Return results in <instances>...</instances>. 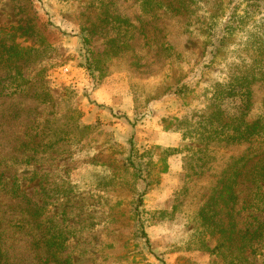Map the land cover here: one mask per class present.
I'll return each instance as SVG.
<instances>
[{"label":"rangeland","instance_id":"obj_1","mask_svg":"<svg viewBox=\"0 0 264 264\" xmlns=\"http://www.w3.org/2000/svg\"><path fill=\"white\" fill-rule=\"evenodd\" d=\"M0 27L33 49L19 64L27 79L20 93H10L0 65L7 264H235L218 255L223 241L204 232L198 210L232 157L264 151V60L257 62L264 0H0ZM253 74L243 120L256 131L248 139L202 141L200 134H237L216 112H238L236 97L225 92ZM70 104L93 131L45 145ZM101 107L109 119L94 120ZM204 124L218 130L203 132ZM131 143L140 155L168 148L139 159L151 169L148 189L129 163ZM261 158L251 159L233 187L237 231L259 235L258 250L245 253L251 264H264V206L256 203L264 188H253ZM149 159L156 164H145ZM28 201L38 205V228L23 220ZM59 231L66 241L54 247L53 260L47 238Z\"/></svg>","mask_w":264,"mask_h":264},{"label":"trees","instance_id":"obj_2","mask_svg":"<svg viewBox=\"0 0 264 264\" xmlns=\"http://www.w3.org/2000/svg\"><path fill=\"white\" fill-rule=\"evenodd\" d=\"M147 4H154V0H146ZM20 34L23 32L19 29ZM18 37L10 35L9 32L6 31L3 27H0V65L7 69V78L6 82L7 88H10V93L16 94L25 90L27 86L24 82H27L26 77L22 73V69L20 67V63L27 62V60L31 59V47L23 46L19 41H17ZM214 49L211 50V52ZM261 59L264 60V53H259V57L257 58V62ZM252 78V80H250ZM257 78L253 75L241 77L236 79L235 86L231 91L225 92L228 97H236V101L239 103L238 111L232 117H225V110H219L216 113L218 121L223 124L222 127L227 128L228 126L233 127V132L237 134H232L228 136H220L222 134H200L202 141H207V143H211L214 141H225V140H235L238 138L248 139L249 134L251 135L256 131V125H251L243 120V115H245V108H248L250 101V85ZM71 90V89H70ZM73 92V91H70ZM246 105V106H245ZM69 115L67 121L55 127L52 130V127L49 126V140L45 145H54L55 137L61 134H81L83 137L85 134L88 135L93 131L95 125L92 124H84L81 121L75 119L76 113H78L77 108L74 104H70ZM240 113V114H238ZM175 120L179 119L174 117ZM208 122V120H207ZM257 124H260L259 122ZM261 125V124H260ZM263 127V126H262ZM97 128V127H96ZM204 131H213L216 132L218 130V126L210 125L206 126L205 124L201 126ZM224 129H222L224 131ZM181 130V129H180ZM255 130V131H254ZM247 133V134H245ZM186 136V133H185ZM78 137V136H77ZM63 139V138H62ZM80 139V138H78ZM62 141L61 138H58V143ZM162 149L167 150L168 148H164L160 145H154L150 148L143 150L141 155L148 153L154 149ZM170 150V149H169ZM248 149L243 153V155L232 157L230 161L226 163L224 169L218 174V178L216 180L215 186L212 191L208 194L204 202L201 204L198 210L199 220L202 223L204 232H207L210 237L218 236L217 241H223L219 246V256L224 261H228L235 264H251L247 260V255L245 254L247 251H257L260 247V243L258 239L259 235L250 236L247 235L248 231L245 233L237 231L236 222L234 218L235 205L237 202V194L233 190V187L236 186L243 177V173L247 170V165L250 163L251 159L255 156H262L261 162L262 165L258 169L260 174V179L255 180L256 183L253 184V188L259 189L264 188V151L261 153H257L254 155L247 154ZM139 152L135 151L133 144L131 143L128 160L132 166H135L140 172L143 173L142 177L146 183V188L148 189L151 182L150 178H148L147 174L151 170L146 173V168L144 164L139 163V159L141 158ZM24 155H21L23 159ZM28 158H32V155L26 156ZM18 159V158H16ZM152 162L153 165L156 162L149 159L145 164H149ZM0 191H6L5 181L0 179ZM260 198L256 203L264 206V192H260ZM139 204L142 203V197L140 196ZM25 214L26 225H31L38 228L39 225V214H38V205L36 202H27L26 207L22 210ZM27 218V220H26ZM2 222L3 219L0 218V264H7L9 258H7V251L3 248V244L1 242V234H2ZM258 231V230H256ZM256 231H253L252 234ZM218 232V233H217ZM51 233H49L50 235ZM145 234V232H144ZM261 236V235H260ZM66 237L62 231L57 232L55 235L53 234L51 237L47 238V251L49 252L51 258L53 260H58L59 251L54 247L57 246L59 249L65 244ZM57 248V249H58Z\"/></svg>","mask_w":264,"mask_h":264},{"label":"crops","instance_id":"obj_3","mask_svg":"<svg viewBox=\"0 0 264 264\" xmlns=\"http://www.w3.org/2000/svg\"><path fill=\"white\" fill-rule=\"evenodd\" d=\"M102 97V96H101ZM102 102H105L107 105H109V106H113V107H115V108H120V106H119V103H115L114 104V102L112 101V100H109V99H107V98H102ZM130 115V114H129ZM102 118L103 120H107V119H109V114L105 111V109H102V107H101V109L100 108H95V110H94V112H93V119L95 120V119H97V118ZM131 117V116H130ZM129 117V118H130ZM133 117V116H132ZM153 130H149V132H145L144 130L141 132L142 134H168V132H166V131H157L156 133L153 131ZM138 132H139V130H138ZM140 133V132H139ZM162 137V136H161ZM150 141L151 142H155V143H161V144H163V145H165L166 143H165V141H162L161 140V142L160 141H157V140H154V136H150ZM166 145H168V144H166Z\"/></svg>","mask_w":264,"mask_h":264},{"label":"built area","instance_id":"obj_4","mask_svg":"<svg viewBox=\"0 0 264 264\" xmlns=\"http://www.w3.org/2000/svg\"><path fill=\"white\" fill-rule=\"evenodd\" d=\"M65 72H69V68L68 67L65 68Z\"/></svg>","mask_w":264,"mask_h":264}]
</instances>
